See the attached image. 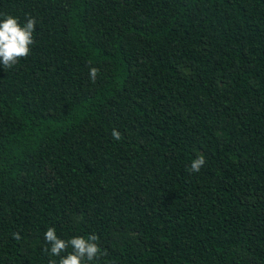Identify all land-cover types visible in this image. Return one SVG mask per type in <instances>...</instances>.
Returning <instances> with one entry per match:
<instances>
[{
    "label": "trees",
    "instance_id": "obj_1",
    "mask_svg": "<svg viewBox=\"0 0 264 264\" xmlns=\"http://www.w3.org/2000/svg\"><path fill=\"white\" fill-rule=\"evenodd\" d=\"M8 15L36 25L0 65V264H59L50 227L97 235L92 264H264V0H0Z\"/></svg>",
    "mask_w": 264,
    "mask_h": 264
},
{
    "label": "clouds",
    "instance_id": "obj_2",
    "mask_svg": "<svg viewBox=\"0 0 264 264\" xmlns=\"http://www.w3.org/2000/svg\"><path fill=\"white\" fill-rule=\"evenodd\" d=\"M35 18L28 17L23 25L19 19L11 15L0 20V65L4 69H11L21 60H26L32 52V46L35 43L33 33L35 31ZM98 75V69H90V79L95 81ZM112 137L119 141L121 135L113 130ZM205 164V158L200 155L191 162V171L198 173ZM44 239L50 248L45 251L52 257H59V264H92L93 261H99L106 253L99 246V238L95 234L70 239H61L56 234L55 228H48ZM71 249V251H69ZM65 253L66 255H61ZM49 264H57L56 260H50Z\"/></svg>",
    "mask_w": 264,
    "mask_h": 264
}]
</instances>
